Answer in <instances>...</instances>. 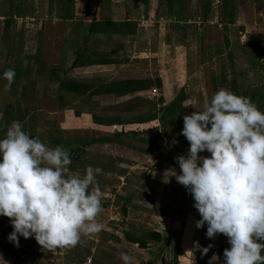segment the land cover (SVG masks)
<instances>
[{
    "label": "rangeland",
    "instance_id": "obj_1",
    "mask_svg": "<svg viewBox=\"0 0 264 264\" xmlns=\"http://www.w3.org/2000/svg\"><path fill=\"white\" fill-rule=\"evenodd\" d=\"M3 2L1 0L0 9L4 7ZM7 2L10 10H18L21 14L23 12L17 8L20 5L26 15H36V18L12 17L8 26L0 18V139L4 138L13 121H19L24 131L38 136L50 147L60 145L72 151L73 161L84 165L110 163L104 164L106 167H102L106 170L102 169L97 175L103 206L97 220L104 223L105 228L91 236L100 240L104 247L106 235L120 239L128 232L131 236L141 234L138 237L144 239L148 229L163 233V241L160 244L149 242L147 250L128 246L120 239L112 244L118 255L109 259L110 262L107 256L99 259L102 254L94 250L92 257H88L91 264L94 261L124 264L120 258L122 251L133 254L134 264H204L205 256L200 257V251H194V256L186 252L193 248L194 241H198L203 247L214 244L208 252L212 254L221 243V234L210 240L206 237L207 225L196 228L200 216L193 207L194 200L175 178L172 183L176 186L172 188L163 189L160 183L166 184L162 182L164 176L167 178L171 174L166 170L170 167L167 158L172 160V169L175 168L177 174L180 172L176 159L170 158L181 150L180 142L171 137H176L177 131L181 133L183 116L196 109L202 110L205 100L210 101L221 88L237 95H248L244 89L250 85L251 71H255L251 70L254 65L250 64L249 58L252 53L250 33L256 25L263 23L264 16H238L237 12L240 6L242 10L247 9L253 2L264 7V0ZM111 7L115 9V16L109 12ZM61 15L63 21L54 22ZM126 17L133 20L127 24L131 26L130 31L133 27L137 29V24L144 25L140 28L142 33L132 40L118 32L86 36V27L94 21H117L116 25H122L120 21ZM163 25L165 28L161 32L159 27L163 28ZM83 26L84 30L81 29ZM121 27L115 30H122ZM233 44L241 45L240 54L244 59L238 91L233 90V78L228 79L233 75L227 70L228 64H223L229 60L233 62L234 52L239 53ZM169 55L180 60L184 56L190 66H187L190 76L179 77L181 91L178 96H171L172 100L164 95L166 86L157 76L158 67L154 63L161 60L165 64L162 66L168 67ZM180 60L177 68L184 71ZM229 67H232L230 62ZM9 68L15 70V78L11 88L5 91L7 81L2 74ZM224 68L226 73H223ZM253 74L252 81L256 83L260 78ZM222 77H225L224 84ZM146 80L151 83L148 92L137 86ZM149 93L152 95L149 105L142 107V101ZM166 98L168 104L179 100L181 109L175 116L168 114L173 105H168ZM149 110L150 123L145 121ZM8 116L12 117L11 121H7ZM159 142L161 149L155 151L154 146ZM136 148L145 150L148 158L136 157L132 153ZM187 152L182 151L181 155ZM69 168L71 173L83 175L85 166L75 164ZM158 194L171 197L165 201L167 207L163 206L161 197L155 196ZM129 195H134L133 201L126 206L124 199ZM155 200L156 204L163 205L154 206ZM6 227H12L9 218L0 216V237L8 242L10 233L4 232ZM83 240L89 241L87 236L82 237L81 243ZM226 240V245L230 246L227 237ZM81 243L48 251L36 241L23 240L21 256L0 253V264H85L87 259L79 258L74 263L69 259ZM104 247L101 249L107 251Z\"/></svg>",
    "mask_w": 264,
    "mask_h": 264
},
{
    "label": "clouds",
    "instance_id": "obj_2",
    "mask_svg": "<svg viewBox=\"0 0 264 264\" xmlns=\"http://www.w3.org/2000/svg\"><path fill=\"white\" fill-rule=\"evenodd\" d=\"M5 91L15 78L12 68L3 72ZM181 134L189 142L186 155L176 157L174 177L194 200L206 237L228 238L223 264H264V112L251 100L219 89L202 110L183 116ZM207 152L210 155H201ZM67 148L50 147L13 121L0 139V216L9 218L8 242L19 247L20 237L34 238L42 249L75 247L82 237L100 233L97 220L103 211L97 182L99 167L85 166L83 175L71 173ZM167 173V172H166ZM214 247L198 241L186 254L198 250L206 256ZM124 264L135 257L122 251ZM215 253L207 264H218Z\"/></svg>",
    "mask_w": 264,
    "mask_h": 264
},
{
    "label": "crops",
    "instance_id": "obj_3",
    "mask_svg": "<svg viewBox=\"0 0 264 264\" xmlns=\"http://www.w3.org/2000/svg\"><path fill=\"white\" fill-rule=\"evenodd\" d=\"M255 1H257V0H255ZM241 4V3H240ZM128 6V5H127ZM236 9V8H235ZM61 10H63V9H61ZM113 10H115V9H113L112 7H111V9H110V14L111 15H113V16H115L114 15V13H113ZM239 10L240 11H238L237 12V15L238 16H240L241 14H243V16H247V14H249L250 16H252V15H254L255 17H262V16H264V7L261 5H256V3L255 2H253L252 3V5L250 6V7H247V9L246 8H244L243 10H242V8H241V6L239 7ZM126 11V10H125ZM63 12V11H62ZM94 12V11H93ZM56 13V12H55ZM91 13V12H90ZM142 13H144V15H143V17H145V10L142 12ZM54 15V14H53ZM62 15H63V13H62ZM62 15L61 16H58L57 18H56V20L54 21V22H56V21H59V22H62L63 21V18H62ZM148 15L150 16V14L148 13ZM129 16V15H128ZM55 17V16H54ZM149 18V17H148ZM263 18V17H262ZM133 22V20H131L130 18H124L123 19V21H120V22H122V23H129L130 24V22ZM258 21H259V19H258ZM94 22H98V21H94ZM116 22L117 21H113L112 23H110L111 25H109V27H107L109 30H111V33H109V34H111V35H114V33H116V32H118L119 30H115V29H117V27L118 26H116ZM119 22V23H120ZM161 25V24H160ZM142 26H144L143 25V23L142 24H137V29L136 28H134L133 27V29L130 31L129 30V28L131 27L130 25L129 26H125V27H121L122 28V34L121 35H125V36H127L128 38H131V40H132V38H136L137 37V35L139 36L142 32H141V30H140V28L142 27ZM165 25H163V28H162V26H160L159 27V29H160V31L162 32V30L165 28L164 27ZM87 28V31H88V28H89V26L88 27H86ZM167 28H169V27H167ZM82 30H84V26L81 28ZM253 31L254 32H252V33H250V38H251V45L249 46V48H250V50H251V54H249V58H250V61H251V63L250 64H253L254 65V67H252L253 69H251V70H255V71H251L252 72V74L254 73H256L257 75V77L259 76V78H260V80H257L256 81V83H255V81H252V74L251 75H249V78L251 79L250 80V85L249 86H247L244 90V93L246 92L248 95H246V97H250L251 98V100L258 106V108L262 111V112H264V21H263V23L262 24H259V25H256L255 26V28H253ZM134 33L136 34V36H133L134 35ZM96 33H94V34H90V36H92V35H95ZM98 34V33H97ZM109 34H105V36H107V35H109ZM87 37H90L88 34L86 35ZM134 40V39H133ZM122 41V40H121ZM234 46H233V48L234 49H236V50H238V54L236 53V52H234V54H236V55H234V59H233V62H231L230 60L229 61H226V63H223V64H228V68H230V69H228L227 68V70H230L231 72V74H233V75H230V77L228 78V79H230V78H233V80L235 81L234 82V85H233V90L234 91H238V85H237V82H238V77H239V74L241 73V72H243L242 71V68H243V57L241 56V54H242V52H241V50H242V48H241V45L240 46H238L237 44H233ZM94 46V45H93ZM236 46H238V48L236 47ZM171 48V47H170ZM174 50V52H177L176 51V49L174 48L173 49ZM235 51V50H234ZM78 52V51H77ZM241 53V54H240ZM154 56H158V55H156V54H153ZM184 56H182V60L184 61ZM253 58V59H252ZM31 60L33 59V57H31L30 58ZM178 60H180L179 58H177V57H175V56H170L169 55V58H168V67H164V66H162L164 63H163V61H161V60H157V61H153L154 63H156V66L158 67L157 68V72H158V77L161 79V81H162V83L164 84V87L166 86V88H164V95H166V96H168V97H170V98H168V100H172V98H171V96H178V94H179V92L181 91V88H180V82L178 81V79H179V77H182V76H184L185 75V78H188L190 75V73L188 72V68H190V66H189V64L187 63V59L183 62L182 60H180L181 62H182V64L184 65V71H183V69H178L177 68V64H179L178 63ZM253 60V61H252ZM229 62L232 64V67H229ZM165 65V64H164ZM183 65H181L180 64V66H183ZM187 66H188V68H187ZM256 66V67H255ZM162 67H164V68H162ZM182 72H183V74H182ZM223 73H226V71H225V68L223 69ZM253 74V75H254ZM257 77H255V78H257ZM184 78V79H185ZM224 81H225V77H222V84H224ZM253 83H252V82ZM162 84V85H163ZM167 84V85H166ZM252 84V85H251ZM231 88H232V85H231ZM241 95H243V94H241ZM165 102H167V104H168V101H167V98H166V100H165ZM170 105H173V107H171L170 108V111H168V114L169 115H172V116H175L177 113H178V111L181 109V105L179 104V100L177 101V102H174V100L171 102V103H169ZM168 104V105H169ZM153 121V120H152ZM150 123V122H149ZM152 123V122H151ZM165 129V128H164ZM165 130H167V129H165ZM169 132H171V131H169ZM155 134H157V133H155ZM181 133H179L178 134V131H177V133H176V137H171L172 139H176L178 142H180L179 144H180V146H179V148H181V150H179L177 153H176V155H174V156H171L170 158H172V159H175L177 156H181V154H182V151H185V150H187L188 151V149H189V142L186 140V138L181 134ZM170 136H173V134L172 133H170ZM155 137H157V135H155ZM180 138H183V139H180ZM176 141V142H177ZM154 143H156V142H154ZM158 145H156V146H154L155 147V151H157V149H159L160 148V146L162 145L161 144V142H159V143H157ZM127 149H130V146H128V148ZM161 149V148H160ZM159 149V150H160ZM134 155H136V157H138V158H140L141 156H143V157H145V158H148V157H146L147 156V153L145 152V150H141L140 148H136V149H134V151L132 152ZM201 155H210L209 153H207V152H204V153H201ZM149 156H150V154H149ZM152 156V155H151ZM163 156H165V155H163ZM159 157V156H158ZM142 158V157H141ZM162 158H164V157H162ZM166 161L167 162H169V164H170V167H168L166 170H168V171H170V170H172V165H171V163H172V160H170L169 158H167L166 159ZM174 162V161H173ZM173 164V163H172ZM132 165V164H131ZM173 169H175V168H173ZM157 173V172H156ZM170 175V174H169ZM157 176V175H156ZM174 181V177H169V182H167L166 184H161L160 183V186H162L163 187V189H169V188H172L171 186H176V185H173V182ZM159 182H161V181H159ZM162 182H164V179H163V181ZM158 193V192H157ZM160 194H158V195H155V196H158V198H162V202L164 203V205L163 204H161V205H158L159 203H157L156 204V200L153 202V205L154 206H158V207H161L162 205L165 207L166 206V204H165V201L166 200H170V196H159ZM133 197H134V195H129V196H127V197H125V199H124V204L126 205V206H128L129 204H132V201H133ZM145 203L146 204H148V203H152V202H149V201H145ZM112 204V203H111ZM107 206V205H106ZM124 207V206H123ZM145 207V205L143 204V208ZM167 207V206H166ZM126 208V207H125ZM128 208V207H127ZM154 210H156V209H154ZM124 212H126L125 210H124ZM170 217V216H169ZM167 221H168V219H167ZM149 231H154V229H148ZM148 231V232H149ZM147 232V233H148ZM155 232H158V233H160V235H161V237H162V239H161V241L160 242H155V243H158V244H160L162 241H163V236H162V232H160V231H156L155 230ZM141 234H138V235H133V236H131L130 235V233H128V232H124L123 234H122V238H120V239H122L128 246H132V247H136V248H139L138 247V245L137 244H134V243H131V242H129L128 240H127V237H130V238H133V239H142V240H145L146 242H147V247L149 246V242H152V241H150V240H147L146 238H142V237H138V236H140ZM146 236H147V234H146ZM87 238L89 239V242L92 244V249H91V252H94V250L95 251H97V250H99V254H102V255H99L100 256V258L99 259H102V257L103 258H106V256H107V259L109 260V259H114V256H117L118 255V253H117V251H114V247H113V243H118L119 242V240L120 239H118V238H114V237H112V236H109V235H106V244H105V247L103 246V245H101V241L100 240H97V239H95L94 237H91V236H87ZM154 242V241H153ZM111 244V247H109V245ZM101 246L102 247H104V248H106L107 249V251H111V253L109 254L107 251H104L103 249H101ZM217 249H218V246H216V248H215V251L213 252V253H215V254H217ZM144 250V249H143ZM147 250V249H146ZM213 253L212 254H207L206 256H205V259H209L212 255H213ZM200 254V257H204V256H202L201 255V252L199 253ZM91 257H92V255H91ZM109 262H110V260H109ZM94 264H98V263H96L95 261H94ZM114 264V263H113ZM118 264V263H117ZM187 264V263H186Z\"/></svg>",
    "mask_w": 264,
    "mask_h": 264
},
{
    "label": "trees",
    "instance_id": "obj_4",
    "mask_svg": "<svg viewBox=\"0 0 264 264\" xmlns=\"http://www.w3.org/2000/svg\"><path fill=\"white\" fill-rule=\"evenodd\" d=\"M3 5L4 7H2L0 9V18H3L5 20V22L7 23V26L10 24V22L12 21V17L14 19H17L16 17H23V18H30V19H35L36 18V15L34 16H29V15H26L27 13L24 12V10H22L21 6L18 5L17 8H19L23 13H17L18 10H15V11H12V9L10 10L8 5H7V1L8 0H3ZM1 2V0H0ZM205 15H208L207 13ZM110 23H107V22H97V23H94L92 22L90 25H89V28H88V31H87V34L90 35V34H94V33H105V34H109L111 33V30H109L107 27L109 26ZM119 24V23H117ZM122 25H116V26H122V27H125V26H129L127 24L129 23H120ZM118 33L122 34L123 32L121 30L118 31ZM73 64H76V61L73 63ZM151 83L149 82V80H146V81H143V82H139L137 83V86L138 88L139 87H143L144 88V92H148L151 85ZM142 88V89H143ZM241 96H244V95H241ZM152 95L149 93V95L145 98L144 101H142V107H145L146 105H149V100L151 99ZM246 97V96H245ZM147 108V107H146ZM153 108V107H152ZM33 109V108H32ZM150 113H151V110H149L146 114V120L147 122L150 121ZM12 120V117L11 116H8L7 117V121H11ZM179 134V133H178ZM70 154L72 153V151H69ZM112 162V161H111ZM78 165L82 168H84V166H87V165H91L92 167H99L101 169H105L106 168H103V167H106L104 164H110V163H106V162H102L100 164H97V165H93V164H90V163H87V165H84V163H79L77 161H73L72 160V163L70 166H73V165ZM103 166V167H102ZM121 174L123 175L124 173L121 172ZM12 227H6L4 229V232L5 233H11L12 232ZM29 240H31L32 242H35V239L34 238H28ZM146 239L147 240H150V241H154V242H160L162 237L160 235V233L158 232H155V231H149L147 233V236H146ZM25 240L23 237H20V243H19V247H15L13 244H10L8 242H5L4 240L1 239L0 237V253H3V254H9V255H15V256H21V253L23 252V244H22V241ZM127 240L131 243H134V244H137L138 247L140 249H146L147 248V242L145 240H142V239H133V238H130V237H127ZM226 237L221 234V243L218 247V250H217V255L219 256V261H218V264H223V253H224V249L226 248H229L230 246L226 245ZM91 249H92V244L89 242V241H86V240H83V243L79 244L77 246V248L74 250V253L75 254H72L69 256V259L72 263H74L77 259H87L88 257H91L92 255V252H91ZM210 259V258H209ZM209 259H205L204 260V264H207L208 260ZM202 264V263H201Z\"/></svg>",
    "mask_w": 264,
    "mask_h": 264
},
{
    "label": "built area",
    "instance_id": "obj_5",
    "mask_svg": "<svg viewBox=\"0 0 264 264\" xmlns=\"http://www.w3.org/2000/svg\"><path fill=\"white\" fill-rule=\"evenodd\" d=\"M152 93L155 94V93H156V90L153 89V90H152ZM85 264H91V259H90V258H87V261H86Z\"/></svg>",
    "mask_w": 264,
    "mask_h": 264
}]
</instances>
